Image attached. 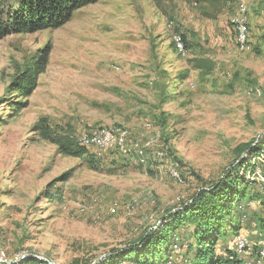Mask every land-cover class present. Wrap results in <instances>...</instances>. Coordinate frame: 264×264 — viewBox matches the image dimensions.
<instances>
[{
  "label": "rangeland",
  "instance_id": "1",
  "mask_svg": "<svg viewBox=\"0 0 264 264\" xmlns=\"http://www.w3.org/2000/svg\"><path fill=\"white\" fill-rule=\"evenodd\" d=\"M239 16L246 50L236 45ZM94 130L122 145L106 148L107 135L83 147ZM65 138L92 160L63 156L53 142ZM257 145L264 146V0H97L59 29L6 36L0 264H102L190 208L238 161L264 163L249 154ZM238 174L264 189L261 172ZM248 208L264 217L259 203ZM238 235L216 250L245 255L248 242L264 245L254 225ZM242 239L248 246L239 252Z\"/></svg>",
  "mask_w": 264,
  "mask_h": 264
},
{
  "label": "trees",
  "instance_id": "2",
  "mask_svg": "<svg viewBox=\"0 0 264 264\" xmlns=\"http://www.w3.org/2000/svg\"><path fill=\"white\" fill-rule=\"evenodd\" d=\"M219 1L234 5L237 0ZM95 2L97 0H0V40L13 34L59 29L70 21L74 12ZM180 37L186 50V44L189 43L185 42L184 36ZM46 58V52L37 58L34 66L36 75L44 71ZM39 129L46 133L41 127ZM53 143L65 157L81 158L89 155L88 149L80 147L72 138ZM249 154L253 159H264V146H254ZM89 156L92 160L93 155ZM255 160L249 163L238 161L207 190L195 194L191 198L190 208H186L188 205L183 206L177 213L167 216L165 225L155 232L150 231L146 236L141 235L136 242L109 256L102 264L120 261L131 264H264V256L260 255L264 245L259 244V238L255 239L256 242H249L253 246L245 250V255L237 254L236 248L231 249L227 245L216 250L219 241L236 238L242 228L248 231L254 225L264 235V217L253 213L247 215L248 204L257 202L264 216V189L261 188L260 192V187H257L260 184L255 178L246 182L238 174L239 171L249 172L253 176L259 171L264 178V163ZM234 172L236 175L231 178ZM14 264L48 263L28 257Z\"/></svg>",
  "mask_w": 264,
  "mask_h": 264
},
{
  "label": "bare ground",
  "instance_id": "3",
  "mask_svg": "<svg viewBox=\"0 0 264 264\" xmlns=\"http://www.w3.org/2000/svg\"><path fill=\"white\" fill-rule=\"evenodd\" d=\"M243 6V5H242ZM241 6V7H242ZM241 9V8H240ZM243 9H241V11H240V14H242V11ZM235 20V19H234ZM245 19H244V16H242V17H240L239 16V19L236 21V23H234V29H235V33L237 34V36H236V45H237V47H238V49H240V50H246V33H245V31H246V27H245V24H244V21ZM180 43V42H179ZM178 45V44H177ZM179 47H181V45L179 44ZM102 130V129H101ZM95 131V130H94ZM112 131V130H111ZM118 131L119 130H117V133H118ZM121 133V132H120ZM108 135V133H106V132H104V131H101V132H99V131H95V132H93L92 134H90V138H84L83 139V141H81L82 143V145H83V147H86V146H88L89 145V142H96V143H98V144H100L101 142H103L104 140H106V139H103L105 136H107ZM87 136V135H86ZM114 136H116V135H114ZM113 136V137H114ZM108 137H109V135H108ZM110 138V137H109ZM81 140V139H80ZM118 140V139H117ZM88 143V144H87ZM118 142L116 141V140H114L113 138H110L109 140H108V142L106 143V148H111V147H113L114 148V146L117 144ZM122 143V142H121ZM121 143H118V145H122ZM124 143H125V141H124ZM123 143V144H124ZM94 146H95V144H94ZM125 149V148H124ZM126 150V149H125ZM124 152V151H123ZM243 238V237H242ZM248 244H249V242H248ZM245 246H248L247 244H246V241L244 240V239H242V240H238L237 242H236V247H237V251H243V249L245 248ZM246 250V249H245ZM241 254V253H240ZM261 255H264V251H262L261 252ZM257 264V263H256Z\"/></svg>",
  "mask_w": 264,
  "mask_h": 264
},
{
  "label": "water",
  "instance_id": "4",
  "mask_svg": "<svg viewBox=\"0 0 264 264\" xmlns=\"http://www.w3.org/2000/svg\"><path fill=\"white\" fill-rule=\"evenodd\" d=\"M37 260L41 261V262H47L46 260L44 259H40V258H36ZM48 263V262H47ZM50 264V263H49Z\"/></svg>",
  "mask_w": 264,
  "mask_h": 264
}]
</instances>
